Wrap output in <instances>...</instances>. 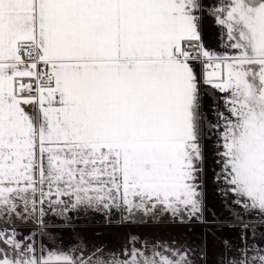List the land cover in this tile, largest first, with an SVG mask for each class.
<instances>
[{
	"label": "snow or ice",
	"instance_id": "snow-or-ice-1",
	"mask_svg": "<svg viewBox=\"0 0 264 264\" xmlns=\"http://www.w3.org/2000/svg\"><path fill=\"white\" fill-rule=\"evenodd\" d=\"M207 16L223 52L203 45ZM202 84L227 94L216 180L264 220V0H0V264H193L170 244L86 257L37 236L49 214L200 220Z\"/></svg>",
	"mask_w": 264,
	"mask_h": 264
},
{
	"label": "crops",
	"instance_id": "crops-1",
	"mask_svg": "<svg viewBox=\"0 0 264 264\" xmlns=\"http://www.w3.org/2000/svg\"><path fill=\"white\" fill-rule=\"evenodd\" d=\"M201 33L203 45L216 52H223L227 36L211 16L202 20ZM201 71L200 65L195 64ZM226 93H221L210 85H201L202 107L201 143L204 147V212L198 221L177 222L170 216L157 213L153 215L137 214L124 220L119 214L110 219L92 212L75 213L70 219L49 214L47 217V235H38V246L43 244L53 251H77L90 256L96 249H102L105 255L114 254L123 258L125 249L131 250L133 244L140 247L147 242L170 244L177 250L188 252L193 264H228L233 255L239 257V249L245 244L264 248V220L257 213L246 212L236 205L232 194L222 191L223 182L216 176L221 171L217 163L218 131L213 125L218 123L216 112H225ZM245 224L249 225L247 240L242 238ZM17 227L26 230L32 225ZM255 228L253 235L251 228ZM39 232V230H37Z\"/></svg>",
	"mask_w": 264,
	"mask_h": 264
}]
</instances>
